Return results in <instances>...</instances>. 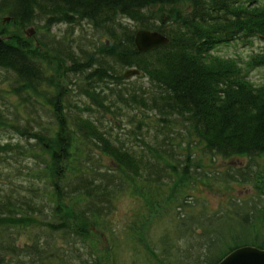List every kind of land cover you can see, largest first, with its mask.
Returning a JSON list of instances; mask_svg holds the SVG:
<instances>
[{"label":"trees","instance_id":"obj_1","mask_svg":"<svg viewBox=\"0 0 264 264\" xmlns=\"http://www.w3.org/2000/svg\"><path fill=\"white\" fill-rule=\"evenodd\" d=\"M156 7L171 25L156 23ZM4 18L36 34L0 38V85L17 99L0 95V132H13L0 142L8 173L0 218L9 221L0 227V264H219L240 247L264 249L256 204L264 196V78L247 80L264 71V50L251 53L246 70L244 59L211 53L240 38L264 41V0H0ZM82 21L93 27L78 31L87 46L74 38ZM139 30L169 44L140 53ZM132 68L138 77L128 82ZM240 158L249 163L217 167ZM199 182L254 186L258 198L229 196L216 211L207 199L185 200ZM124 197L134 207L116 234L110 227ZM63 205L70 216L58 215ZM70 218L110 231L108 249L89 244ZM18 220L30 225L23 245ZM239 227L252 232L250 244L236 241Z\"/></svg>","mask_w":264,"mask_h":264},{"label":"rangeland","instance_id":"obj_2","mask_svg":"<svg viewBox=\"0 0 264 264\" xmlns=\"http://www.w3.org/2000/svg\"><path fill=\"white\" fill-rule=\"evenodd\" d=\"M182 9H188V6L186 4H182L180 6ZM151 16H154L157 18L156 23L160 24L161 22H164L165 26H169L171 25V20L167 18V16L162 15L160 13V9L158 7H156L155 9H152L150 12ZM122 23H126L127 21L124 19H120L119 20ZM131 22L128 23V25H130ZM79 26H75L73 28H75L76 33L74 38L76 40H78L79 42H81V46L84 44L85 46H87L89 44V40L90 38L84 37L81 38L79 37L80 32H78L81 29H85L89 32L93 31V27L92 24H90L88 21H82L80 22V24H78ZM25 29V30H24ZM31 28V26L25 28L23 26H20L17 23H10V20L8 18H4L0 20V38H8L10 39V36H12L13 34H18L20 37L25 38V36L27 37V33L29 32ZM60 28H56L53 29L52 32L56 33L58 32L61 35H63V33L65 32V28L63 29V31L59 32ZM36 34V33H35ZM232 40V39H231ZM100 41L102 42H106V39H100ZM230 41V40H229ZM95 42V41H94ZM35 43V47L36 48H40L37 47L36 42L34 40H31L29 42V44H31V46H33L32 44ZM34 48V46H33ZM261 50H264V41L262 39H260L259 37H251L248 39H243L240 38L238 40H233L230 41V43H226L218 48H216L215 50H212V54L216 55V56H221V57H233V58H238L240 59H244L240 64H242V67L244 68V70H246V66H244V63L249 59L251 53L253 51L259 52ZM39 54H41L42 56L49 54L52 58L56 57L55 54L44 50V49H39L38 51ZM66 67L69 66V63L65 62ZM129 70H135L134 68L132 69H128ZM137 74H132L130 76H128L126 79L130 80L128 82H135L137 80L135 76ZM247 80H249L251 83L253 84H260L263 81L264 78V71L257 69L254 71H251L248 74ZM64 86H67V83L63 82ZM0 95L3 96L4 98H6V100L10 101V102H16L17 99L9 92V87L7 84H3L0 85ZM153 119V118H152ZM154 120V119H153ZM174 123L177 124V127L180 128L182 131L186 130V123L184 120H182L179 117H176L174 119ZM153 129H151V134L154 133L155 130V126H152ZM1 130V129H0ZM10 128H8L6 131H2L0 132V142L1 144H5L8 142L9 137L13 134V132L9 131ZM147 132V131H146ZM187 135V134H186ZM182 139L180 138V136H177V142L181 141ZM195 141V139L191 136H188L187 138V145H192L193 142ZM191 148L187 147L186 148V153L187 155H189L191 153ZM6 158H8V156H6ZM218 159L215 161L217 162ZM249 163V159L247 158H240V159H231V160H219L218 162V166L216 164L217 167L221 166V168H229V167H242L246 164ZM215 165L213 167H216ZM8 173L6 172L5 169V164L0 165V181H7L8 180ZM27 180V176L26 174L23 175L22 179H19L18 182H26ZM192 186V185H190ZM197 187V188H196ZM196 187L190 188L187 191V195H185V200L190 201L192 200L194 197H199L201 199H207L210 203V208L213 210H220L221 209V205L227 206L228 202L227 200L229 199L228 197H242L246 200H249L252 203V200L255 198H258L256 196L257 191L255 190L254 186H244V185H238L236 183L231 184L230 187L225 186V185H217V184H208L206 183H202L199 182L197 184ZM7 195V192L5 190H3L2 192H0V197H5ZM192 196V197H190ZM136 201H138L139 196L136 197ZM229 201V200H228ZM192 202V201H191ZM258 202V201H257ZM138 203L142 206V201H138ZM223 203V204H221ZM258 207H262L264 210V196L262 198V201L259 203H256ZM134 204H132L131 199L129 197H124L121 200L118 201V206H117V210L114 214V220L113 223L111 224L110 229L116 231V234H122V231L124 230V228L126 227V225H128V220H127V215L130 214V211L133 209ZM138 206H136L137 208ZM62 212V214L64 216L71 215L70 209L67 208L66 205H63V209H59L58 210V215L60 216V213ZM157 213H155L156 215L161 212L160 209L156 210ZM160 214V213H159ZM42 214L38 213L36 218L39 219H43V217L41 216ZM2 217L0 218V227H4V226H9V221H7L6 219H2ZM71 222L70 224H72V226L76 225L79 227L80 230H85L84 236L86 241L89 244H92L97 250L99 249H104V251H106L108 249V246L111 242V233L110 231H103L102 229L98 228V227H94L91 223H84L83 220H80L78 222H75L73 218H70ZM14 224L18 227L21 228V233L22 235L19 237L20 239V244L23 245L25 243H27V239L29 237V232L27 231L28 227L30 226L28 224V221L23 222V221H13ZM11 223V222H10ZM31 229V228H29ZM34 230L37 229V227L33 228ZM31 229V230H33ZM237 231H239V233H241L243 236L240 237L239 239H237V242H241V243H246V244H250L252 241V232L250 231L249 228L245 227H239V229H237ZM102 251V250H101ZM100 251V252H101ZM101 258L103 260H105V257H108V252H102L100 254Z\"/></svg>","mask_w":264,"mask_h":264},{"label":"water","instance_id":"obj_3","mask_svg":"<svg viewBox=\"0 0 264 264\" xmlns=\"http://www.w3.org/2000/svg\"><path fill=\"white\" fill-rule=\"evenodd\" d=\"M236 31L226 35L231 39L236 35ZM35 34L34 29H30L28 36ZM169 38L157 31L139 30L135 35V45L140 53H146L152 49L166 46L169 44ZM132 74H138L137 70H129L125 77ZM219 264H264V249L255 246L240 247L229 253Z\"/></svg>","mask_w":264,"mask_h":264}]
</instances>
